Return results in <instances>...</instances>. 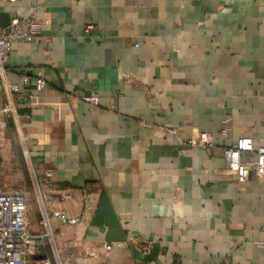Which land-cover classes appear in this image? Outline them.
Segmentation results:
<instances>
[{
  "label": "crops",
  "instance_id": "crops-1",
  "mask_svg": "<svg viewBox=\"0 0 264 264\" xmlns=\"http://www.w3.org/2000/svg\"><path fill=\"white\" fill-rule=\"evenodd\" d=\"M33 11L40 35L12 44L8 78L32 95L18 112L33 168L84 218L96 256L79 264H264V177L239 182L222 157L264 143V0H15L0 25Z\"/></svg>",
  "mask_w": 264,
  "mask_h": 264
},
{
  "label": "built area",
  "instance_id": "built-area-1",
  "mask_svg": "<svg viewBox=\"0 0 264 264\" xmlns=\"http://www.w3.org/2000/svg\"><path fill=\"white\" fill-rule=\"evenodd\" d=\"M13 1L15 0H0V3ZM40 28L35 11L27 16L15 15L7 25H0V84L6 94V101L0 113L6 119H12L18 135L20 127L18 110L25 106L21 101L29 99L32 95L23 93L19 84L8 78V57L15 41L32 42L40 35ZM29 80V75H21L23 84ZM33 82L37 92L45 88V78L41 71L35 73ZM223 123L221 132L226 133L228 118H225ZM170 131L176 132L174 129ZM19 139L26 162L31 168L32 178L36 182L39 179L46 182L53 190L55 181L53 170L45 169L37 173L20 136ZM189 142L202 149L214 146L211 132L203 129L194 130ZM245 152L255 155L254 162L244 159ZM222 157L224 171L234 175L239 182H245L253 175L257 178L264 177V143L254 146L251 139L238 138L233 144L222 148ZM55 203L54 197L48 204L40 197L39 218L33 222L27 188L22 186L16 189H0V264H79L78 258L96 256V251L92 247H84L85 233L79 228L84 222L83 216L60 208ZM61 228L74 230L73 238L67 243L58 242V231ZM114 244L119 245L120 242L103 240L98 246L106 253ZM173 264L182 263L176 261Z\"/></svg>",
  "mask_w": 264,
  "mask_h": 264
},
{
  "label": "rangeland",
  "instance_id": "rangeland-1",
  "mask_svg": "<svg viewBox=\"0 0 264 264\" xmlns=\"http://www.w3.org/2000/svg\"><path fill=\"white\" fill-rule=\"evenodd\" d=\"M5 101L6 94L0 84V109L4 107ZM31 174L12 119H6L0 113V188L7 190L25 186L29 192L31 219L35 222L39 218L40 197L48 204L53 193L51 186L40 179L36 182Z\"/></svg>",
  "mask_w": 264,
  "mask_h": 264
}]
</instances>
